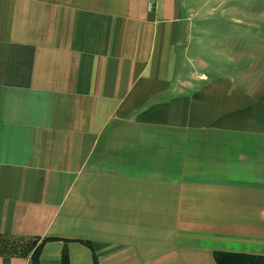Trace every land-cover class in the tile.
<instances>
[{
  "label": "crops",
  "instance_id": "1",
  "mask_svg": "<svg viewBox=\"0 0 264 264\" xmlns=\"http://www.w3.org/2000/svg\"><path fill=\"white\" fill-rule=\"evenodd\" d=\"M0 234L51 238L39 264L264 255V0H0Z\"/></svg>",
  "mask_w": 264,
  "mask_h": 264
},
{
  "label": "trees",
  "instance_id": "2",
  "mask_svg": "<svg viewBox=\"0 0 264 264\" xmlns=\"http://www.w3.org/2000/svg\"><path fill=\"white\" fill-rule=\"evenodd\" d=\"M51 238H16L0 234V256L29 257L30 264H39L43 246ZM217 264H264V255L215 252ZM62 264H69L67 251L63 252Z\"/></svg>",
  "mask_w": 264,
  "mask_h": 264
},
{
  "label": "rangeland",
  "instance_id": "3",
  "mask_svg": "<svg viewBox=\"0 0 264 264\" xmlns=\"http://www.w3.org/2000/svg\"><path fill=\"white\" fill-rule=\"evenodd\" d=\"M107 131L108 133H110V136H112V134L114 133L115 134H119V135H126V136H129L130 134H133V133H138V132H145V131H151V129H147V128H139V127H136L134 125H131V124H113L111 126H109L107 128ZM107 133V134H108ZM113 138V137H112ZM110 138V139H112ZM108 142L109 141H112L114 143V145H117L122 142L123 140L122 139H112V140H107Z\"/></svg>",
  "mask_w": 264,
  "mask_h": 264
}]
</instances>
